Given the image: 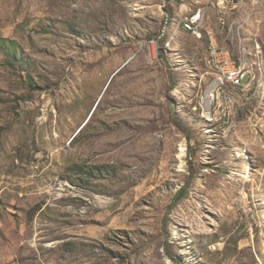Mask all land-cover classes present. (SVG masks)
I'll return each mask as SVG.
<instances>
[{"label": "rangeland", "instance_id": "1", "mask_svg": "<svg viewBox=\"0 0 264 264\" xmlns=\"http://www.w3.org/2000/svg\"><path fill=\"white\" fill-rule=\"evenodd\" d=\"M206 2L0 0V264H264V100L200 107L219 18L264 59V0L149 45Z\"/></svg>", "mask_w": 264, "mask_h": 264}, {"label": "bare ground", "instance_id": "2", "mask_svg": "<svg viewBox=\"0 0 264 264\" xmlns=\"http://www.w3.org/2000/svg\"><path fill=\"white\" fill-rule=\"evenodd\" d=\"M226 9L227 6L225 4V0H207L206 3L197 6L195 10L181 12L175 28L170 30V23L167 27L166 21L162 32L155 39H151L149 41V45L155 53L159 47L158 43H160V40L165 39L161 48H170L172 42L175 40L177 30L190 35L197 41H201L205 39V32L208 31L206 30L205 25L206 23H209V20L207 19V14L210 13L209 11L213 12L214 10H218L219 13L221 12V14H225ZM191 17V29L195 32V34L190 31H186L187 27H189V20ZM222 25H225V20L219 18L215 27L218 38L220 37V39L223 40H217L218 50L221 52L232 51V43H234V49L237 51L234 55V64H243L244 67H247V75H252V81L249 83V93L251 95L249 98H246L244 84L233 83L228 77V72L221 66H207L209 69L208 73L213 77L212 81L217 83L219 87L215 88V96L217 99H223L220 102L219 111L229 110L231 108V99H224V97H232V103H240V100H243L242 107L252 102H257V104L260 105V103H263L264 100V59L261 57L260 48L257 45L252 47L249 51L245 44L238 40L240 37L236 30L240 25L238 26L236 23H231L225 28ZM209 40L210 42L205 50L204 62H209L211 59V37H209ZM227 40H229V42ZM210 94L211 90H207L206 96L209 97ZM202 116L205 119H207V116H210L207 120H213L212 111H208L206 113L203 112Z\"/></svg>", "mask_w": 264, "mask_h": 264}, {"label": "built area", "instance_id": "3", "mask_svg": "<svg viewBox=\"0 0 264 264\" xmlns=\"http://www.w3.org/2000/svg\"><path fill=\"white\" fill-rule=\"evenodd\" d=\"M215 1V0H213ZM193 17V16H192ZM189 20V27H187L186 31H190L191 33L195 32L191 29V20ZM224 28L228 26V23L222 25ZM207 29V23L205 25ZM223 40V39H218ZM229 42V40H227ZM237 51L234 49V43H232V51L221 52L217 48V40L211 37V59L209 62H205V64L210 66H221L228 72V77L231 79L233 83L244 84L245 85V93L246 98H249L251 95L249 93V83L252 81V75H247V67H244L243 64H234V55ZM215 88H219L217 83L214 81L208 86L207 90H211V94L209 97L205 95L202 97V101L200 104L201 110L204 113L208 111H215V117L217 115V111H219L220 102L223 99H217L215 96ZM224 99H231V109L234 108H242L243 100H240V103H232V97H224Z\"/></svg>", "mask_w": 264, "mask_h": 264}, {"label": "trees", "instance_id": "4", "mask_svg": "<svg viewBox=\"0 0 264 264\" xmlns=\"http://www.w3.org/2000/svg\"><path fill=\"white\" fill-rule=\"evenodd\" d=\"M1 46V45H0ZM74 173H76L78 176H82L83 174H88V175H90L89 174V172H85V170H84V167H82V166H78V165H76L75 167H74ZM181 193L182 192H178V194L176 195V198L175 199H177V198H179V197H181Z\"/></svg>", "mask_w": 264, "mask_h": 264}]
</instances>
